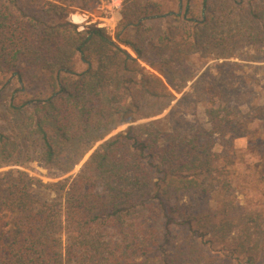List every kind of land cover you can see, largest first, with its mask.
Returning a JSON list of instances; mask_svg holds the SVG:
<instances>
[{
	"label": "trees",
	"instance_id": "1",
	"mask_svg": "<svg viewBox=\"0 0 264 264\" xmlns=\"http://www.w3.org/2000/svg\"><path fill=\"white\" fill-rule=\"evenodd\" d=\"M97 1L0 0V168L37 159L67 174L119 125L162 114L201 41H264V6L218 17L210 0H184L173 14L158 0H122L114 38L64 20ZM35 81L45 90L29 92ZM209 103L204 124L178 117L189 127H173L176 104L129 126L62 181L0 174V264H207L219 252L264 264V215L246 212L238 192L246 201L250 186L234 178L236 159L216 150L237 124ZM177 229L188 235L168 262L155 253Z\"/></svg>",
	"mask_w": 264,
	"mask_h": 264
},
{
	"label": "rangeland",
	"instance_id": "2",
	"mask_svg": "<svg viewBox=\"0 0 264 264\" xmlns=\"http://www.w3.org/2000/svg\"><path fill=\"white\" fill-rule=\"evenodd\" d=\"M158 1L162 4V11L171 14L178 10L181 12V8H178V6L182 5L184 2V0ZM261 1L262 0H210V3L214 8L213 10H216L215 12L218 17H221L223 14H227L229 17L232 12V17L235 18L237 8L243 7L248 9V7L264 6V1H262L263 3ZM94 7L95 5L93 8ZM93 8L91 9L92 12ZM121 10L117 15V23L116 26H114L113 32L108 34L105 31L108 36L112 38L115 37L117 28L121 22ZM83 12H87V10H82L78 7L74 8L68 12L64 20L75 26L78 32L84 33L89 28L96 27L93 25L86 26L84 24L76 25L72 22L73 15H82ZM206 15H208V13H206ZM199 17L200 16L197 18ZM218 20H221V18ZM225 20H227V18ZM179 23V21H176L173 26L178 27ZM262 24H264V21ZM196 27L203 32V23L197 24ZM215 38L217 41L212 43H207L204 40V42L201 41L199 52L191 55L189 59H187V66L184 68L186 69L184 71L185 75L181 78L184 79L181 92L178 93L170 89L175 98L169 101L162 114L157 117L140 119L137 122L119 125L102 140L93 144L89 152L69 173L61 174L55 169L45 167L42 163L37 161V159H32L30 162L24 163V165L1 167L0 174L12 169L26 172L30 176L40 180L43 184L62 181L69 176L75 175L85 163L82 164L84 158L90 156L102 142L125 131L129 126L163 118L176 104H178V107H176L177 109L175 111L178 112L177 116H174V120H172L173 127L185 129V127H189L188 125L184 126L186 123L191 126L204 124V110L211 105L209 102H214L215 104H221L227 107L226 113L230 112L228 118L234 120L237 124L236 128L231 127L232 129H226V131H228L226 135L227 142L222 141L220 144L218 143L216 150L223 155L232 156L236 159H233L235 160L232 164L233 168L229 165V168H232V170L236 172L234 178L239 177L240 180L238 184L243 183L249 184L248 186H250L247 187L246 190L248 197L246 201L244 195L239 192L238 200L242 201V205L245 206L246 212L260 211L262 215H264L263 158L260 163V158L264 155V146H260L264 142V110L262 109L264 108V41H260V37H258L259 42L253 41L252 39L248 40V42L237 41L235 39L236 37L224 38L219 35H216ZM127 51L135 57V54L130 49L127 48ZM140 64L149 71L155 72L145 63L140 61ZM27 73H33V70L29 68ZM44 90V84L40 81H35L30 86L28 85V91L32 93H38ZM178 117L183 118L185 124L182 123L179 125V121L177 120L179 119ZM229 136H234L235 138L230 140ZM256 164H258V166H256ZM41 195L46 198H53V195L47 190H43ZM187 232L188 230L186 229L182 231H178V229L175 231L173 230L171 234L172 238L169 241L170 244L167 242L163 248L158 250V253L154 252L155 255L168 254V256H166L167 260L171 262L169 250L186 237V235H188ZM205 240L206 239H204V241ZM204 246L208 247L207 245ZM231 256L232 260L226 257L223 252L215 253L209 257V263L207 264H240L239 261L236 260V255L231 254ZM239 260L240 262L244 261L241 257H239ZM262 262H264V260H262ZM146 264L164 263L160 262L158 259Z\"/></svg>",
	"mask_w": 264,
	"mask_h": 264
},
{
	"label": "built area",
	"instance_id": "3",
	"mask_svg": "<svg viewBox=\"0 0 264 264\" xmlns=\"http://www.w3.org/2000/svg\"><path fill=\"white\" fill-rule=\"evenodd\" d=\"M121 7L122 0H98L93 9V13L83 12L82 15H73L72 22L76 18L80 22L76 25H93L97 29L111 34L114 26H116L117 15Z\"/></svg>",
	"mask_w": 264,
	"mask_h": 264
},
{
	"label": "bare ground",
	"instance_id": "4",
	"mask_svg": "<svg viewBox=\"0 0 264 264\" xmlns=\"http://www.w3.org/2000/svg\"><path fill=\"white\" fill-rule=\"evenodd\" d=\"M73 23H74V24H79L80 22H79V21H77V19H76V18H74V21H73Z\"/></svg>",
	"mask_w": 264,
	"mask_h": 264
},
{
	"label": "water",
	"instance_id": "5",
	"mask_svg": "<svg viewBox=\"0 0 264 264\" xmlns=\"http://www.w3.org/2000/svg\"><path fill=\"white\" fill-rule=\"evenodd\" d=\"M104 141V140H103ZM106 141V140H105ZM89 156H87L86 158H84L82 164L88 159Z\"/></svg>",
	"mask_w": 264,
	"mask_h": 264
},
{
	"label": "crops",
	"instance_id": "6",
	"mask_svg": "<svg viewBox=\"0 0 264 264\" xmlns=\"http://www.w3.org/2000/svg\"><path fill=\"white\" fill-rule=\"evenodd\" d=\"M94 9V8H93ZM88 12V11H87ZM89 13H93L91 10L89 11Z\"/></svg>",
	"mask_w": 264,
	"mask_h": 264
}]
</instances>
